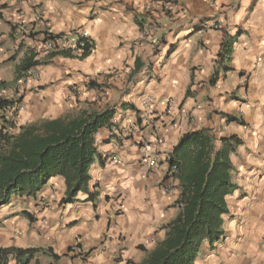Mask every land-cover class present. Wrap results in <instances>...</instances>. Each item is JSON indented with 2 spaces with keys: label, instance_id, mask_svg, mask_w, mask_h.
<instances>
[{
  "label": "crops",
  "instance_id": "obj_1",
  "mask_svg": "<svg viewBox=\"0 0 264 264\" xmlns=\"http://www.w3.org/2000/svg\"><path fill=\"white\" fill-rule=\"evenodd\" d=\"M146 1L0 0V91L22 107L8 132L82 111L114 113L95 135L87 192L61 204L65 184L55 177L35 197L0 204L3 262L140 264L180 212L169 156L183 135L208 130L237 142L235 190L222 242L194 264H264V0H174V24L146 16ZM36 15L46 28L17 37L18 23L33 26ZM45 34L86 35L91 50L38 53V65L16 79ZM74 245L87 254L70 253Z\"/></svg>",
  "mask_w": 264,
  "mask_h": 264
},
{
  "label": "trees",
  "instance_id": "obj_2",
  "mask_svg": "<svg viewBox=\"0 0 264 264\" xmlns=\"http://www.w3.org/2000/svg\"><path fill=\"white\" fill-rule=\"evenodd\" d=\"M36 57L34 52L27 53L15 69L16 79L38 65ZM12 105H19V100H0V110ZM113 115L109 110L82 111L20 127L17 134L7 131V121L0 115V204L13 195L35 197L55 177H61L65 184L61 204H71L79 193L87 192L89 168L97 156L95 135L109 125ZM236 144L235 139L216 138L208 130L180 138L168 159L169 166L177 168L174 177L180 183V212L165 227L163 241L140 264H194L206 250L222 242L227 198L235 190L230 155Z\"/></svg>",
  "mask_w": 264,
  "mask_h": 264
},
{
  "label": "built area",
  "instance_id": "obj_3",
  "mask_svg": "<svg viewBox=\"0 0 264 264\" xmlns=\"http://www.w3.org/2000/svg\"><path fill=\"white\" fill-rule=\"evenodd\" d=\"M145 15L146 16H160L167 18L170 24H174L176 22L177 16L179 14L178 5L174 0H147L145 4ZM146 26V25H145ZM148 26V25H147ZM146 26V27H147ZM36 27L46 28L45 22L43 21L40 15H36L33 21V26L26 25L22 22L18 23V27H15V34L17 37H25L30 38V35L33 34L34 29ZM143 35L148 36V27L143 32ZM92 42L89 37L86 35H81L76 40H71L66 36H53L49 34L43 35V39L38 52H34L35 54H49L55 52H67L71 55L77 56L84 53V51L91 50ZM4 93L0 91V100H3ZM22 107L20 105H12L4 108V110H0V115H4L7 124V130L11 129L10 125H13L15 117L21 112ZM1 122V120H0ZM1 129V124H0ZM6 131V130H5ZM111 162L113 164L118 163L117 157H112ZM168 170L167 176L169 178H173L175 172L177 171L176 166H169L167 160ZM162 191L168 193L170 191V187L163 186ZM42 205L45 208H48V204L42 201ZM79 252V256L83 257L87 252L82 251L79 245H74L70 253ZM0 264H8L0 260Z\"/></svg>",
  "mask_w": 264,
  "mask_h": 264
}]
</instances>
